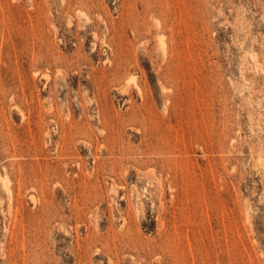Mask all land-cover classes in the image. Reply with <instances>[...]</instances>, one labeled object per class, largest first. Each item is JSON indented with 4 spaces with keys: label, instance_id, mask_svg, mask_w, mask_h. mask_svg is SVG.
I'll list each match as a JSON object with an SVG mask.
<instances>
[{
    "label": "rangeland",
    "instance_id": "rangeland-1",
    "mask_svg": "<svg viewBox=\"0 0 264 264\" xmlns=\"http://www.w3.org/2000/svg\"><path fill=\"white\" fill-rule=\"evenodd\" d=\"M0 264H264V0H0Z\"/></svg>",
    "mask_w": 264,
    "mask_h": 264
}]
</instances>
